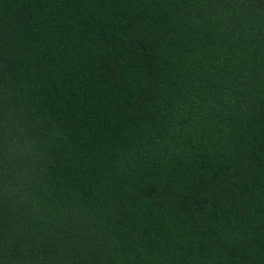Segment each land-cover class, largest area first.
<instances>
[{
  "label": "trees",
  "instance_id": "16d2710c",
  "mask_svg": "<svg viewBox=\"0 0 264 264\" xmlns=\"http://www.w3.org/2000/svg\"><path fill=\"white\" fill-rule=\"evenodd\" d=\"M0 264H264V0H0Z\"/></svg>",
  "mask_w": 264,
  "mask_h": 264
}]
</instances>
